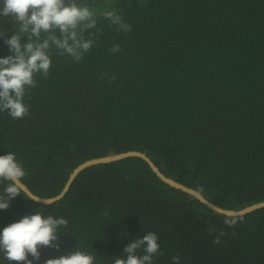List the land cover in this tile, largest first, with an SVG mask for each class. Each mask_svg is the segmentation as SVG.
<instances>
[{
  "label": "trees",
  "instance_id": "obj_1",
  "mask_svg": "<svg viewBox=\"0 0 264 264\" xmlns=\"http://www.w3.org/2000/svg\"><path fill=\"white\" fill-rule=\"evenodd\" d=\"M109 3L131 31H117L96 12L94 44L79 62L50 50L48 75H35L36 86L26 89L28 115L0 111V155L15 154L21 182L54 197L84 161L135 150L220 208L263 201L264 0ZM15 26L0 29V58L10 54L4 40ZM116 44L121 50L112 53ZM24 195L0 210V230L35 212L68 222L59 249L41 247L33 264L75 247L94 264H114L149 232L160 246L153 264H173L177 254L180 264H264V207L219 214L161 181L139 157L81 170L50 204ZM0 264L23 262L0 253Z\"/></svg>",
  "mask_w": 264,
  "mask_h": 264
},
{
  "label": "clouds",
  "instance_id": "obj_2",
  "mask_svg": "<svg viewBox=\"0 0 264 264\" xmlns=\"http://www.w3.org/2000/svg\"><path fill=\"white\" fill-rule=\"evenodd\" d=\"M90 4L89 0H83L79 5L75 0L68 4L65 0H4L3 14H12L19 23L11 38L4 40L10 54L0 58V111H6L13 119L28 115L29 107L24 103L26 89L36 86L35 75H48L50 50L54 48L59 55H68L75 62L91 50L94 33L90 30L96 28L98 17ZM100 15L117 31H131V25L117 11L105 9ZM85 33H88L87 37ZM5 36L4 30H0V38ZM24 36H27V43L22 44ZM120 50V45L116 44L110 51L116 53ZM109 79L115 80L116 77ZM24 176L25 171L14 153L0 155V184L7 182L0 189V210L6 211L11 200L22 193L24 198L27 197L25 199L35 200L26 193L21 182ZM104 215H108L107 211ZM67 223L64 218L43 216L39 212L25 215L0 230V253L10 262L33 264L40 260L41 247L59 249V229L66 227ZM213 242L219 243V237ZM159 248L158 236L149 232L127 244L124 248L126 255L114 258V264H153ZM140 249H143V255H137ZM29 255L32 259L28 258ZM172 260L173 264H180L179 254ZM44 264H94V257L75 247L65 255L47 259Z\"/></svg>",
  "mask_w": 264,
  "mask_h": 264
},
{
  "label": "water",
  "instance_id": "obj_3",
  "mask_svg": "<svg viewBox=\"0 0 264 264\" xmlns=\"http://www.w3.org/2000/svg\"><path fill=\"white\" fill-rule=\"evenodd\" d=\"M123 1H125V0H123ZM70 2H71V0H65L66 4H68ZM75 2L77 4H80L83 2V0H75ZM3 8H4V0H0V29L10 30L13 26L17 25L19 23V21H17L12 14L4 15L3 14ZM126 157H139V158L143 159L147 163L148 167L152 170V172H154L155 175L161 181H163L164 183H166L167 185H169L171 187L179 189V190L193 196L194 198L199 200L201 203L205 204L207 207H209L210 209H212L213 211H215L219 214H223L226 216H239V215H243L245 213L251 212L255 209L264 207V200H263L260 202H256L252 205L246 206V207H244L240 210H237V211L220 208V207L214 205L213 203H211L210 201H208L205 197H203L199 192L195 191L194 189L189 188V187L175 181L174 179H171V178L165 176L156 167V165L152 162V160L149 159L148 156L145 155V153L140 152V151H135V150L120 152V153L112 154V155H106L103 157H97V158L88 159V160L84 161L83 163L79 164L75 169L72 170L71 174L69 175V177H68V179H67V181L63 187V189L61 190V192L58 195H56L54 197L41 198V197L33 194L23 182H22V184L25 186V190H26L27 195H30L31 197H33L35 199V200H33V199H31V200L38 202V203L50 204V203L60 199L64 195V193L68 190L73 179L76 177V175L81 170H83L87 167H90L92 165L109 163V162L121 160V159L126 158Z\"/></svg>",
  "mask_w": 264,
  "mask_h": 264
},
{
  "label": "rangeland",
  "instance_id": "obj_4",
  "mask_svg": "<svg viewBox=\"0 0 264 264\" xmlns=\"http://www.w3.org/2000/svg\"><path fill=\"white\" fill-rule=\"evenodd\" d=\"M104 3H108V4H104L102 6H98L96 8L93 9V11L96 13V12H102L103 10L105 9H109L111 8V4L109 3V0H104ZM99 4V3H98ZM98 4H96L95 6H97Z\"/></svg>",
  "mask_w": 264,
  "mask_h": 264
}]
</instances>
